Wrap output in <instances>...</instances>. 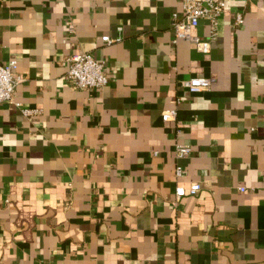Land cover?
Returning <instances> with one entry per match:
<instances>
[{
	"label": "crops",
	"instance_id": "crops-1",
	"mask_svg": "<svg viewBox=\"0 0 264 264\" xmlns=\"http://www.w3.org/2000/svg\"><path fill=\"white\" fill-rule=\"evenodd\" d=\"M175 13L183 0H0V65L24 77L0 104V264H264V1L233 2L209 53L175 41ZM79 51L107 86L76 87Z\"/></svg>",
	"mask_w": 264,
	"mask_h": 264
},
{
	"label": "built area",
	"instance_id": "built-area-1",
	"mask_svg": "<svg viewBox=\"0 0 264 264\" xmlns=\"http://www.w3.org/2000/svg\"><path fill=\"white\" fill-rule=\"evenodd\" d=\"M236 0H183V15L174 14L173 29L175 31V41L178 38H185L196 45L204 53L210 52V39L217 36V26L219 16L227 10ZM264 1V0H263ZM201 19H208L211 23V35L208 39H203L195 30L200 24ZM244 23L242 13H238L235 19L236 25ZM122 29V28H120ZM103 41L112 43L115 39L106 35ZM118 38L117 40H119ZM67 74L74 80L77 88L80 89H101L109 84L110 76L106 70L104 60L95 57L91 52L79 51L71 54L66 59ZM19 64L16 59H11L4 65H0V104L4 102H13L18 85L24 80V77L18 71ZM211 79L207 77L193 76L182 81V85L192 93H198L209 89ZM18 107L21 103L15 102ZM25 114L34 112L31 109L23 108ZM178 110L173 107L163 112L162 119L171 121L177 118ZM192 152V146L189 144H178L176 146V156L178 159H184ZM184 167L181 164L176 165L175 173L181 177ZM201 190L200 183H192L185 187L178 185L176 187L177 199L186 195H196ZM241 190H246L241 187Z\"/></svg>",
	"mask_w": 264,
	"mask_h": 264
}]
</instances>
